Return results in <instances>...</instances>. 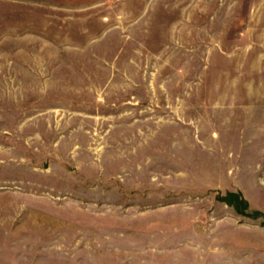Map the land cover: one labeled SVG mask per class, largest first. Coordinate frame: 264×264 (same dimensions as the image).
Masks as SVG:
<instances>
[{
	"label": "rangeland",
	"instance_id": "1",
	"mask_svg": "<svg viewBox=\"0 0 264 264\" xmlns=\"http://www.w3.org/2000/svg\"><path fill=\"white\" fill-rule=\"evenodd\" d=\"M0 264H264V0H0Z\"/></svg>",
	"mask_w": 264,
	"mask_h": 264
}]
</instances>
